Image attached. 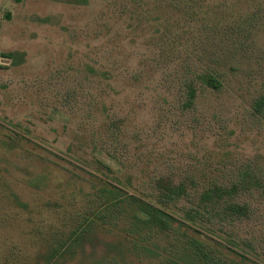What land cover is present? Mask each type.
Instances as JSON below:
<instances>
[{"label": "rangeland", "instance_id": "obj_1", "mask_svg": "<svg viewBox=\"0 0 264 264\" xmlns=\"http://www.w3.org/2000/svg\"><path fill=\"white\" fill-rule=\"evenodd\" d=\"M0 52L16 53L0 59V264H44L108 177L145 194L159 175L193 178L196 190L264 178V111L253 107L264 94V0H0ZM203 71L223 88L204 86ZM239 200L248 217L188 231L264 262V195ZM162 244L161 256L129 264L178 260Z\"/></svg>", "mask_w": 264, "mask_h": 264}, {"label": "trees", "instance_id": "obj_2", "mask_svg": "<svg viewBox=\"0 0 264 264\" xmlns=\"http://www.w3.org/2000/svg\"><path fill=\"white\" fill-rule=\"evenodd\" d=\"M1 58L15 60L16 53L0 52ZM198 78L210 89L223 88V81L214 72L203 71ZM186 89V106L193 107L197 88L193 82H188ZM253 107L258 113L264 111V94L256 99ZM115 128L113 134L120 129L118 122ZM100 164L111 171L109 164ZM152 181L154 190L145 194L117 178L101 180L97 203L94 201L89 211L77 214V223L65 238L52 246L44 264H65L82 255L93 257L103 250L106 264H129L133 257L161 256L162 240L168 242L169 249L181 254L178 260L188 258L187 264H264L238 249L239 245L233 240H226L228 247L221 243L214 247L188 231L200 234L202 228H206L213 232L216 224H231L248 217L251 207L239 199L242 194L252 193L253 188L264 195V178L246 172L244 178L230 185L214 181L201 190L194 189L197 182L193 178L176 180L174 175H159ZM248 182L253 185L246 184ZM183 201H188L189 205L181 207ZM104 227L115 238L102 234ZM178 260L169 259L172 264H181Z\"/></svg>", "mask_w": 264, "mask_h": 264}]
</instances>
